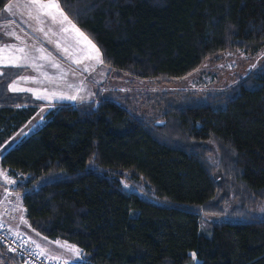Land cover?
<instances>
[{
  "label": "trees",
  "instance_id": "obj_1",
  "mask_svg": "<svg viewBox=\"0 0 264 264\" xmlns=\"http://www.w3.org/2000/svg\"><path fill=\"white\" fill-rule=\"evenodd\" d=\"M58 1L119 79L171 82L264 47V0ZM1 80L0 145L44 104ZM238 80L173 99L103 96L90 81L93 100L55 103L1 158L31 226L80 247L85 264H264V65ZM209 214L220 220L207 235Z\"/></svg>",
  "mask_w": 264,
  "mask_h": 264
},
{
  "label": "rangeland",
  "instance_id": "obj_2",
  "mask_svg": "<svg viewBox=\"0 0 264 264\" xmlns=\"http://www.w3.org/2000/svg\"><path fill=\"white\" fill-rule=\"evenodd\" d=\"M56 1L59 3L58 0H39V3H34L33 0H15L0 10V78L2 83L5 82L6 93H18L31 101H45L44 104L55 105V103L64 102V97H71V92L79 88V83L70 81L76 77L75 71L80 76L91 77L92 73L103 69L98 79H95L94 75L92 77L96 84L106 83L107 87L103 96H107L113 91L123 94L130 93L136 88L140 91H147L151 95L167 92L172 97L170 99H173L177 98L184 89L202 95L210 92V89L216 90L235 85L239 82L238 78H241L244 73L264 65L263 47L255 52L234 51L220 54L218 59L208 60L195 73L174 79L171 82H149L129 75L119 79L114 73L110 75L109 67L102 61L103 55L99 46L63 10L72 24L99 49L101 60L96 58V53L87 42L82 43L81 51L73 49L71 42L74 36L71 24L63 20L56 8L47 7L49 4L57 3ZM47 55L52 56L53 62ZM51 64L50 68L52 69H48ZM87 81L91 83L89 79ZM93 89L95 88L93 87ZM88 92L89 90H84L82 99L86 98ZM157 97L160 98V96ZM138 107L147 110L148 102L141 100ZM37 111L38 114L34 115V118L32 117L33 122L41 115V111ZM33 122L30 126L33 125ZM30 126L23 127L3 142L0 145V155L8 151L12 144L16 145L18 138L23 136ZM212 147L214 146L212 145ZM213 159L214 162L218 160L217 157H213ZM123 185L127 190L136 192L143 198H148L144 194L143 182L132 183L123 180ZM219 220L220 216L218 215H204L200 219V231L209 235L212 224ZM49 238L57 248L55 252H62L64 257L69 260L66 261L67 264H85L80 247L62 238ZM62 245L65 246L64 249L61 248ZM40 254L48 259L43 253ZM191 255L194 262L197 263L198 260L195 258L194 252ZM7 264L16 263L9 262Z\"/></svg>",
  "mask_w": 264,
  "mask_h": 264
},
{
  "label": "crops",
  "instance_id": "obj_3",
  "mask_svg": "<svg viewBox=\"0 0 264 264\" xmlns=\"http://www.w3.org/2000/svg\"><path fill=\"white\" fill-rule=\"evenodd\" d=\"M11 1L14 2L15 0H11ZM72 33H73L74 39L71 42V45H72L74 50L79 52L82 50V43L86 42V41L81 39V37L79 35H77L76 32L72 31ZM22 54L25 55L23 52H22ZM47 56L49 57L50 61L53 62L52 56L51 55H47ZM37 60L39 62H41V60H39V59H37ZM99 60H101V59L99 58ZM102 61H103V59H102ZM50 67H52V64L49 65L48 69H52ZM102 71H103V69L101 71H96L95 73H92L91 77L80 76L78 74V72L75 71L74 74H76V77L74 79H70V81L75 82V83H79V88H76L73 90V92H71V97H64L63 101L64 102H70V103H80V102H84V101H91L94 97V89H93L92 84L89 83L87 81V79H89V81H94L92 79L93 75H94L95 79H98L100 77ZM0 74H1V72H0ZM86 89L89 90V92H88L86 98L82 99L83 94H84V90H86ZM43 102H45V101H43ZM54 106L55 105H47V104H44L43 106H41L39 108V110L37 111V112L41 111V115L33 122L32 121L33 118L38 114V113H36L35 116H33V118H31L27 124H25L24 126H22L19 129V130H21L23 127L30 126L31 122H33V125H31L26 130L25 134H23V136L18 138V142H20L25 136L29 135L32 131H34V129L38 125H41L42 122L44 121L47 113ZM13 145H15V144H12V146ZM12 146H10V147H12ZM3 154L0 155V221L7 227V229L10 232H12L13 234L24 239L26 242L29 243V245L31 247H33L34 249L43 253V255L45 257H47L48 259L53 260V261H63L65 263H68L66 261H69V260L64 257V254L62 252H60V251L58 253L55 252V250L57 248H55L54 244L51 243L52 240L31 226V224L28 220V217H27L26 209L23 205L21 195L19 193H16L12 189V187L16 183V179L13 178L12 176H10L5 170H3L1 168V158H2ZM64 247L65 246L63 245L61 248L64 249ZM59 250H60V248H59ZM6 253L10 254L11 252L5 246H3L1 244L0 245V264L9 263V261L6 260L7 258L4 256V254H6ZM13 256H14V254H13ZM14 257L17 258L16 256H14ZM10 260H12V259H10ZM17 261L18 262H15V261H13V262H15L16 264H22V263H20V261L18 259H17Z\"/></svg>",
  "mask_w": 264,
  "mask_h": 264
},
{
  "label": "built area",
  "instance_id": "obj_4",
  "mask_svg": "<svg viewBox=\"0 0 264 264\" xmlns=\"http://www.w3.org/2000/svg\"><path fill=\"white\" fill-rule=\"evenodd\" d=\"M0 244L14 254L22 264H67L63 261L48 260L24 239L10 232L0 221Z\"/></svg>",
  "mask_w": 264,
  "mask_h": 264
},
{
  "label": "snow or ice",
  "instance_id": "obj_5",
  "mask_svg": "<svg viewBox=\"0 0 264 264\" xmlns=\"http://www.w3.org/2000/svg\"><path fill=\"white\" fill-rule=\"evenodd\" d=\"M33 2L34 3H39V0H33ZM47 7L56 8V10L63 17V20L66 21V22H68L69 24H71V30L74 31V32H76L77 35H79L81 37V39L85 40L89 44V46L96 53V58L97 59L100 58L99 49L96 48V46L94 44H92V42L90 40H88V38L74 24H72V22L69 20L68 16L63 12V9L60 7V5L58 3L49 4V5H47ZM53 19H55V17H53ZM65 30L67 31L68 29H65Z\"/></svg>",
  "mask_w": 264,
  "mask_h": 264
},
{
  "label": "clouds",
  "instance_id": "obj_6",
  "mask_svg": "<svg viewBox=\"0 0 264 264\" xmlns=\"http://www.w3.org/2000/svg\"><path fill=\"white\" fill-rule=\"evenodd\" d=\"M18 259V258H17ZM21 263V262H20Z\"/></svg>",
  "mask_w": 264,
  "mask_h": 264
}]
</instances>
